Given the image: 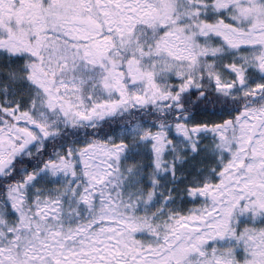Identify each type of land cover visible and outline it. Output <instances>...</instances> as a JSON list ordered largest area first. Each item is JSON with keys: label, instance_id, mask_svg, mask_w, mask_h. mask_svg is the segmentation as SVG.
Returning <instances> with one entry per match:
<instances>
[{"label": "snow or ice", "instance_id": "snow-or-ice-1", "mask_svg": "<svg viewBox=\"0 0 264 264\" xmlns=\"http://www.w3.org/2000/svg\"><path fill=\"white\" fill-rule=\"evenodd\" d=\"M0 264H264V0H0Z\"/></svg>", "mask_w": 264, "mask_h": 264}]
</instances>
